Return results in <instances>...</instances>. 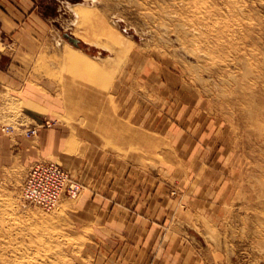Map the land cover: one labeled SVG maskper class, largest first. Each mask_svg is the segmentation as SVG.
Here are the masks:
<instances>
[{
  "label": "rangeland",
  "instance_id": "1",
  "mask_svg": "<svg viewBox=\"0 0 264 264\" xmlns=\"http://www.w3.org/2000/svg\"><path fill=\"white\" fill-rule=\"evenodd\" d=\"M57 2L29 62L41 71L20 77L43 84L59 102L45 116L71 134L60 159L0 163V264H106L120 239L108 246L102 226L133 192L156 209L140 217L135 264H264V0ZM85 92L140 136L88 128L100 113L73 104ZM36 161L59 164L79 193L51 210L26 203Z\"/></svg>",
  "mask_w": 264,
  "mask_h": 264
},
{
  "label": "crops",
  "instance_id": "2",
  "mask_svg": "<svg viewBox=\"0 0 264 264\" xmlns=\"http://www.w3.org/2000/svg\"><path fill=\"white\" fill-rule=\"evenodd\" d=\"M53 10L57 14L60 11L57 0H0V97L4 96L0 98V122L9 123H0V163L12 165L15 162L26 163L38 158L60 159L70 137L71 129L68 126L62 123L54 125V122L45 116L50 114L45 109L47 101L52 105L59 102L45 97L40 90L43 84L24 81L20 77L23 73L41 71L37 65L29 62L37 56L42 38L49 31L53 21L59 19V15H51ZM18 57L25 58L26 62L19 61ZM116 117L113 118L117 123ZM122 125L132 133L127 139L134 142L138 137L133 136L137 134V130L132 131L127 124L118 125L119 128H122ZM2 127L7 131L1 132ZM31 128H37L35 135L26 134ZM125 140L124 136L117 137L118 142L124 143ZM133 193L117 199V208L114 207L111 212L116 213L115 222L110 223L113 214L107 215L110 219L102 226L107 234L105 240L108 246L113 240L120 239L115 251L110 253L112 249L107 248L106 264H135L141 254L140 227L143 222L140 217L150 218V215H156L155 204L149 202L152 199L145 203L139 194ZM152 204L153 209L150 207ZM103 205L101 201L100 211H103ZM155 229L157 231V228H152L151 231L155 233ZM155 238L156 234H153L149 236L148 241H155Z\"/></svg>",
  "mask_w": 264,
  "mask_h": 264
},
{
  "label": "built area",
  "instance_id": "3",
  "mask_svg": "<svg viewBox=\"0 0 264 264\" xmlns=\"http://www.w3.org/2000/svg\"><path fill=\"white\" fill-rule=\"evenodd\" d=\"M36 132L37 128H31L26 134L35 135ZM79 190L80 187L59 164L54 161H36L28 168L21 194L26 203L51 210L63 196L74 197Z\"/></svg>",
  "mask_w": 264,
  "mask_h": 264
},
{
  "label": "bare ground",
  "instance_id": "4",
  "mask_svg": "<svg viewBox=\"0 0 264 264\" xmlns=\"http://www.w3.org/2000/svg\"><path fill=\"white\" fill-rule=\"evenodd\" d=\"M85 3V2H84ZM75 4V3H74ZM90 4V3H89ZM70 5V4H69ZM88 5V4H87ZM75 6H77V8H78V6H80V4H75ZM87 7V6H86ZM84 8V7H83ZM90 9H92L91 7H89ZM73 10V9H72ZM76 10H78V9H76ZM92 11V10H91ZM79 12H80V14L82 15V19H83V21H84V19H86V20H88L89 18H90V14H89V12L88 11H86L85 9H79ZM78 12V13H79ZM93 12V11H92ZM94 13V12H93ZM73 18L74 19H76L74 16H73ZM78 18H80L79 16H78ZM73 21V20H72ZM89 21V20H88ZM74 22V21H73ZM73 33V32H72ZM101 33V32H100ZM68 34V33H67ZM120 35V34H119ZM120 37V36H119ZM81 38V37H80ZM101 39V38H100ZM123 39V38H122ZM121 39V40H122ZM124 42V41H123ZM122 42V43H123ZM80 43V42H79ZM106 43V42H105ZM89 44V43H88ZM94 45V44H93ZM90 46V45H89ZM99 46H101V45H99ZM106 47V46H105ZM85 53V52H84ZM81 54V53H80ZM107 58V57H106ZM105 58V60H107ZM73 104H76V105H78V106H80V107H83L84 105H86L85 106V111L87 112L89 109H96L97 110V112L98 113H100V111H99V108L98 107H96V105H95V102H93L92 101V99H91V94L89 93V92H85L84 93V96H83V99H81V100H74L73 101ZM103 115H105V114H102V113H100L98 116L99 117H97L96 119V121L93 123L92 122V124L90 125V127H92L91 129H93V130H100V131H102V130H104L105 132H115V131H118V129H120V128H117L118 127V125L116 124V121H115V119L113 118H111V117H107L106 116V119L104 118V116ZM89 117H90V115H89ZM91 119H92V117H91ZM103 119L104 120H108V121H111V122H113V123H107L106 122V126H105V128H103L102 129V127L104 126V124H103ZM92 121H93V119H92ZM95 125V126H94ZM100 128V129H99ZM137 134H134L133 136H136ZM119 135H116V136H114L113 137V139L112 140H117V137H118ZM138 137L140 136V135H137ZM123 137V136H122Z\"/></svg>",
  "mask_w": 264,
  "mask_h": 264
},
{
  "label": "water",
  "instance_id": "5",
  "mask_svg": "<svg viewBox=\"0 0 264 264\" xmlns=\"http://www.w3.org/2000/svg\"><path fill=\"white\" fill-rule=\"evenodd\" d=\"M64 37L68 40L69 43L73 44L74 46H78L79 41L76 38H73L68 34H64Z\"/></svg>",
  "mask_w": 264,
  "mask_h": 264
}]
</instances>
